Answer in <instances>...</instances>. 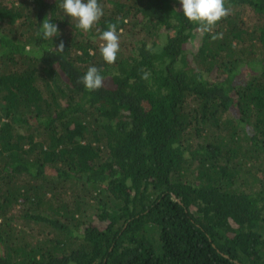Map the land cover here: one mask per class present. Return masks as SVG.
<instances>
[{
    "label": "trees",
    "instance_id": "trees-1",
    "mask_svg": "<svg viewBox=\"0 0 264 264\" xmlns=\"http://www.w3.org/2000/svg\"><path fill=\"white\" fill-rule=\"evenodd\" d=\"M98 3L83 31L0 0V264H264V0L207 32L178 0Z\"/></svg>",
    "mask_w": 264,
    "mask_h": 264
},
{
    "label": "clouds",
    "instance_id": "clouds-1",
    "mask_svg": "<svg viewBox=\"0 0 264 264\" xmlns=\"http://www.w3.org/2000/svg\"><path fill=\"white\" fill-rule=\"evenodd\" d=\"M58 3L65 16L71 18L70 23L72 19H76V27L83 31L91 29L93 24L104 14L98 0H58ZM178 3L183 15L190 21L198 22L201 30L206 32L211 31V27L228 14L224 0H178ZM40 35L43 39H51L54 43V40L60 37L57 23L45 17L40 22ZM100 39L104 42L99 49L103 59L108 63L114 62L120 47L116 25H109L100 33ZM55 47L57 50H63V41L61 40ZM93 54L94 50L89 49V55ZM103 81L104 77L101 71L94 65L80 77V83L88 90L100 89L103 86Z\"/></svg>",
    "mask_w": 264,
    "mask_h": 264
},
{
    "label": "rangeland",
    "instance_id": "rangeland-1",
    "mask_svg": "<svg viewBox=\"0 0 264 264\" xmlns=\"http://www.w3.org/2000/svg\"><path fill=\"white\" fill-rule=\"evenodd\" d=\"M68 27V26H67ZM69 28V27H68ZM201 45V41L200 40H195L192 44V47L194 50H196L199 46Z\"/></svg>",
    "mask_w": 264,
    "mask_h": 264
}]
</instances>
